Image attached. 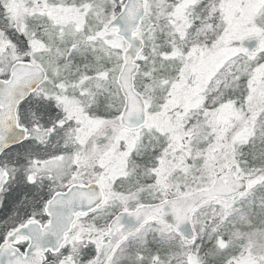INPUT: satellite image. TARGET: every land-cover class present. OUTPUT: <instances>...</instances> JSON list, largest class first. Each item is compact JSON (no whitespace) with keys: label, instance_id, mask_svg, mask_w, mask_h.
I'll return each instance as SVG.
<instances>
[{"label":"snow or ice","instance_id":"snow-or-ice-1","mask_svg":"<svg viewBox=\"0 0 264 264\" xmlns=\"http://www.w3.org/2000/svg\"><path fill=\"white\" fill-rule=\"evenodd\" d=\"M0 264H264V0H0Z\"/></svg>","mask_w":264,"mask_h":264}]
</instances>
